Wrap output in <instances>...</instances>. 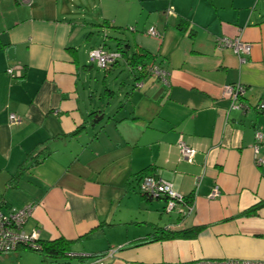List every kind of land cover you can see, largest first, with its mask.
<instances>
[{"label": "crops", "instance_id": "obj_1", "mask_svg": "<svg viewBox=\"0 0 264 264\" xmlns=\"http://www.w3.org/2000/svg\"><path fill=\"white\" fill-rule=\"evenodd\" d=\"M133 5L120 16L88 19L75 0H0L3 210L33 204L25 231L68 239L72 253L111 252L107 264L264 260V163H257L264 139L253 148L255 132L264 134L257 107L264 102V0ZM99 17L111 30L96 43L82 30ZM151 26L160 36L148 33ZM222 36H240L250 53L241 61L231 48H217ZM99 44L125 56L98 68L88 51ZM140 48L165 79H137L129 57ZM121 64L131 82L118 81L115 90L108 77ZM15 65L22 69L12 76L6 69ZM94 66L105 74L102 92ZM227 84L243 86V108H231ZM11 113L19 122L9 123ZM180 138L195 149L191 161L180 154ZM145 173L170 181L184 202L167 212L162 195L143 196L138 177ZM215 185L219 193L211 196ZM162 231L184 235L151 240Z\"/></svg>", "mask_w": 264, "mask_h": 264}, {"label": "built area", "instance_id": "obj_2", "mask_svg": "<svg viewBox=\"0 0 264 264\" xmlns=\"http://www.w3.org/2000/svg\"><path fill=\"white\" fill-rule=\"evenodd\" d=\"M148 33L151 36H160L155 27L151 26L148 29ZM217 48H231L237 55L239 60H244L245 55L250 53L251 44L243 40L240 36H222L217 37L215 40ZM121 57V53L117 50L109 51L102 46L92 48L88 51V58L94 62L98 68L107 69L112 63L117 61ZM22 66L15 65L9 67L6 72L10 75H20ZM139 71H144L146 74H154L159 79L166 78V71L158 65L152 64L145 68L138 66ZM140 85V83H138ZM244 88L239 84H227L223 87V95L231 98V108H243L244 104L239 101V97L243 94ZM259 109L264 110V102H260L257 106ZM9 123L15 124L19 122V117L11 113L9 114ZM255 143L254 151L257 153L259 149V143L264 139V134L260 131H256L254 134ZM180 154L182 158L187 161H191L194 155L195 149L190 147L182 138L177 142ZM257 163H264V158H257ZM138 190L142 194L148 197L165 196V211L170 212L178 207L179 204L184 202V197L177 193L173 189V185L170 181L157 178L153 175H143L138 179ZM219 193V187L215 185L213 187L211 196H215ZM5 201L0 193V253L15 251L22 247H28L33 250L39 249L40 236L39 229L34 228L27 232L24 229V224L27 219L32 216L33 204L26 203L21 207L9 206L6 210H3ZM190 206H188L189 208ZM170 228V227H168ZM68 257H79L82 259L80 264H107V259L111 256V252L88 255L68 253ZM157 264H264V260L256 259H239V258H224V259H210V258H198L190 261H182L175 263H157Z\"/></svg>", "mask_w": 264, "mask_h": 264}, {"label": "rangeland", "instance_id": "obj_3", "mask_svg": "<svg viewBox=\"0 0 264 264\" xmlns=\"http://www.w3.org/2000/svg\"><path fill=\"white\" fill-rule=\"evenodd\" d=\"M59 0V4H60ZM77 5H80V7H75V11H79L80 9H82L83 11L85 10L86 12L84 13L85 18H95V16L101 15V14H105L106 16H112L113 14H116L117 16L123 15L125 13L123 7L125 6H132V9L135 5H133V3L135 2V0H75ZM118 5V6H117ZM119 7V8H118ZM96 14V15H94ZM93 15V16H92ZM92 16V17H91ZM108 18V17H107ZM99 21H94L97 22L96 26L90 27L92 29H88L89 27H87L86 29H83L82 31L84 32H89L90 30L93 33V42L96 43H101L103 36L105 35V29L106 30H111L110 28L106 27L105 29L103 28V17H99V19H97ZM108 20L112 21V18H108ZM102 27V28H101ZM103 31V32H102ZM111 35H115V32H108ZM127 34V32H126ZM116 36V35H115ZM105 37V36H104ZM109 42V40H107ZM108 45H112L114 46V42L110 40L109 43H107ZM87 56L83 58V60L86 61ZM84 61V62H85ZM123 63V62H122ZM88 64V63H87ZM91 64V63H90ZM93 73L95 74V76L97 77V87L101 89V92L103 91V88L101 87V79L102 77L105 75L103 70H100L98 68H96L94 66L93 68ZM130 71H128V69L126 68V66H124V64H121L119 67H115L112 70L111 75H109L108 77V81L109 84L112 86H110L112 89H115L118 87L119 82L121 80H131L130 79ZM114 81L115 83H110ZM131 82V81H130ZM94 120V119H93ZM13 252V251H12ZM18 253L19 256L17 258H12V259H2L0 257V264H42L41 263V254L39 253V251L33 250L31 248L28 247H22L18 249ZM3 253V252H2ZM48 264H80L82 262V259H79V257L75 256V257H64V258H60V259H47Z\"/></svg>", "mask_w": 264, "mask_h": 264}, {"label": "trees", "instance_id": "obj_4", "mask_svg": "<svg viewBox=\"0 0 264 264\" xmlns=\"http://www.w3.org/2000/svg\"><path fill=\"white\" fill-rule=\"evenodd\" d=\"M16 2H20V0H15ZM102 46L104 49L108 50L104 44H99L96 47ZM95 48V47H92ZM91 48V49H92ZM117 51H119L121 53V56H125L124 51L120 48L117 49ZM154 57L153 55L143 49H136L133 51L132 55L129 57L130 60V64L132 66H141L142 68H145L149 65H152V61H153ZM141 74L138 75V80H140L143 76H145V72L142 70L140 71ZM140 175V174H139ZM143 175H150V174H141L139 178H141V176ZM139 191V190H138ZM141 193V192H139ZM142 194V193H141ZM145 197V194H142ZM165 198V196H163ZM166 199V198H165ZM186 200L188 198H185ZM188 201V200H187ZM189 202V201H188ZM256 206L251 207L250 209L246 210L244 213L245 214H251L254 210H255ZM169 229V228H168ZM158 233V232H157ZM161 234H164L163 236H151V240H157L158 238H170V237H176V236H183L184 233L182 232H164L162 231ZM39 244H40V248L36 249V251H39V253L41 254V263L42 264H48L47 259L51 258V259H60V258H64V257H68V253L70 252V241L68 239H65L63 237H59L57 239L54 240H39ZM97 255V254H95Z\"/></svg>", "mask_w": 264, "mask_h": 264}, {"label": "water", "instance_id": "obj_5", "mask_svg": "<svg viewBox=\"0 0 264 264\" xmlns=\"http://www.w3.org/2000/svg\"><path fill=\"white\" fill-rule=\"evenodd\" d=\"M102 118V116L100 115L99 117H97L96 119H95V121H98L99 119H101Z\"/></svg>", "mask_w": 264, "mask_h": 264}]
</instances>
